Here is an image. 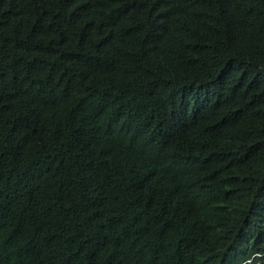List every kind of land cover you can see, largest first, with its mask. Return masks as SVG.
Wrapping results in <instances>:
<instances>
[{
  "label": "trees",
  "instance_id": "1",
  "mask_svg": "<svg viewBox=\"0 0 264 264\" xmlns=\"http://www.w3.org/2000/svg\"><path fill=\"white\" fill-rule=\"evenodd\" d=\"M256 254L264 0H0V264Z\"/></svg>",
  "mask_w": 264,
  "mask_h": 264
},
{
  "label": "built area",
  "instance_id": "2",
  "mask_svg": "<svg viewBox=\"0 0 264 264\" xmlns=\"http://www.w3.org/2000/svg\"><path fill=\"white\" fill-rule=\"evenodd\" d=\"M264 258V254H256L254 255L250 260L246 261L245 263L242 264H259L257 259Z\"/></svg>",
  "mask_w": 264,
  "mask_h": 264
}]
</instances>
